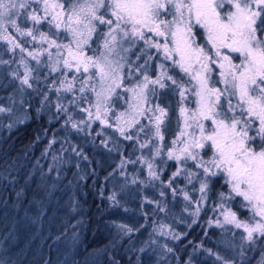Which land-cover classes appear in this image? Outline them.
Wrapping results in <instances>:
<instances>
[{
    "label": "snow or ice",
    "instance_id": "1",
    "mask_svg": "<svg viewBox=\"0 0 264 264\" xmlns=\"http://www.w3.org/2000/svg\"><path fill=\"white\" fill-rule=\"evenodd\" d=\"M0 41V128L42 115L59 124L41 153L46 166L27 152L0 153V192L11 187L23 213L9 236L22 229L36 239L56 193L74 183L79 190V173L64 184L65 165L79 164L60 155L87 161L73 143L79 136L119 157L105 177L112 206L150 188L160 197H144L153 216L168 218L179 195L192 223L214 214L205 223L220 230L217 246L230 255L205 249L213 264H252L256 253L264 264V0H0ZM80 208L74 193L62 222L73 244ZM116 227L128 237L140 230ZM151 227L150 237L181 239L168 224L153 219ZM160 249L157 264H167L174 249Z\"/></svg>",
    "mask_w": 264,
    "mask_h": 264
},
{
    "label": "trees",
    "instance_id": "2",
    "mask_svg": "<svg viewBox=\"0 0 264 264\" xmlns=\"http://www.w3.org/2000/svg\"><path fill=\"white\" fill-rule=\"evenodd\" d=\"M0 94L4 95L5 93ZM169 116L173 118L177 116L173 113L172 108H169ZM170 126L174 130V124ZM42 128H49L48 136L42 135ZM58 129L59 124L49 125L46 115L29 121L25 125H19L11 131H8L7 128H0V153L6 151L11 158L17 155L24 156L27 152V160L32 163L39 160L41 165H47L49 161L41 157L43 152L41 148H45L52 134ZM37 135H41L42 138L36 140ZM60 135L62 137L63 133ZM165 135V137H170L167 129ZM72 139L73 143L83 148L90 160V164L86 166L90 167L83 168L85 182L79 186L78 191L74 185L70 190L59 191L56 193L55 199L48 204L42 235L33 239L32 237L35 235L33 231L22 229L16 231L12 236L8 235L13 218L17 215H23V213H17L12 207L16 197L11 187L8 188L7 193L0 192V201L7 199V206L0 203V244H2L0 258L9 261V264H58L60 259L62 262L59 264H66L69 260L72 261V264H157L160 256L152 248V243H148L149 229H152L151 219H155L157 222H166V220H162L164 214L153 216L151 209L154 207L148 205L147 208L143 209L150 219L149 221L145 219V225H143L142 222L140 223L142 218H139L140 221L136 224L137 228L140 229L138 237L132 235L131 237L118 236L116 233L118 230L113 225L116 221L123 222L127 218L117 211L116 206L107 203L110 201L107 199L109 196L106 189L108 188V181L105 180V177L113 167L107 169L105 167L111 163L113 157L79 136H74ZM59 147L60 145L57 143L53 145L52 150L54 151ZM60 155L67 160L71 155L70 150ZM28 167H31V164H28ZM65 168L67 175L64 184L66 185L69 180L73 179L72 174L77 173V171L75 172L71 164L65 165ZM165 174L164 176H167ZM34 187L35 185L32 186V188ZM74 193L81 203L78 212L82 213L74 215L71 220V224H76L77 220L82 222V226L76 229L78 242L75 244L71 240V228L68 230L62 228V222L69 220L67 203ZM147 194V199H154L156 196V199H160L156 194ZM31 196L32 189H28L25 199H31ZM177 198H175V207H183L184 204H181ZM134 204L136 203L134 202ZM125 206L128 207V205ZM208 215L209 212L207 215L202 212L196 223H192L190 216L186 215L182 225L176 228L177 233L181 234V239L172 246L174 254L173 257L167 255V264H213L215 257L210 256L205 251L209 248L220 255H230V253L223 251L222 247L217 246L219 231L207 227L205 221L210 217ZM187 223L189 226H186ZM125 224L128 226V220ZM6 225L8 227H5ZM133 248H145V259L143 256L141 259H136L137 254L135 251L132 252ZM192 252L194 255H191ZM109 257L112 260L108 259ZM256 259H258V253L253 255L252 264H255ZM160 264H164V261L161 260ZM216 264L219 262L217 261Z\"/></svg>",
    "mask_w": 264,
    "mask_h": 264
},
{
    "label": "rangeland",
    "instance_id": "3",
    "mask_svg": "<svg viewBox=\"0 0 264 264\" xmlns=\"http://www.w3.org/2000/svg\"><path fill=\"white\" fill-rule=\"evenodd\" d=\"M3 44H4V42L3 41H0V46H3ZM4 59H8V56L5 55L4 56ZM13 67H14V65H13ZM213 76L215 78V73L213 74ZM6 94L7 93H5L4 95H6ZM169 99H170L171 104H172L171 108L173 109V113H175L176 115H178V111H174V109H176V98L175 97H169ZM189 99H191V98H189ZM189 107H192V105H189ZM94 128H95V125H94ZM169 138L170 137H165V142H167ZM98 148L107 153V151L105 149H103L101 147H98ZM41 149L44 150V148H41ZM127 151H130V149L129 150H126V153L125 154H127ZM71 155H73V163L79 164V167L78 168L77 167H74V170H75V172L77 171V173H79L80 176L82 177V179H80V181H79V186L80 185L82 186V184L85 182L84 181L85 180L84 179V173L82 172V170H83V168L90 167V166H86V165H89L90 164V160L89 159L87 161L80 160L79 158H75L74 157V154H71ZM111 156L113 157L112 159H115V160H112L111 159V163L107 167H105L106 169L109 168V167H111V166L114 167L115 164L118 163V160H119L118 155L111 154ZM114 157H116V158H114ZM169 163H171V162H169ZM99 165H100V163H99ZM45 166H46V164H45ZM129 171H131V165L129 166ZM166 171H167V173L165 174ZM165 172H164V174L165 175H168L169 174V169H165ZM164 177L165 176L163 175L162 176V179ZM73 185H74V187H77L75 183ZM107 186H108V188H106L107 189V195H110L113 186L109 182H107ZM182 186L183 185L181 184V187ZM133 187H135V186H133ZM147 193H151L152 195H155V194L158 195V192L157 191H155L153 189H150V188H145L139 195H137L135 192H133L131 195H128L127 193H125L124 194V199L121 200L120 206H116L117 207V211H119V213H121L123 216H125V218H127L128 222H129L128 226L131 227V228H137V225L136 224H137V222L140 221L139 220L140 217L142 218V220L140 221V223L142 222L141 224H143V225H145V219L148 220V221L150 219V217H149L148 214L145 215L146 212H145V209H143L145 207L147 208V206H148V204L144 200V197H146V194ZM147 195H149V194H147ZM177 197H178L177 198L178 201L181 204H184L185 203L183 201V198L181 196H180L181 198L179 197V195H177ZM156 198H157V196L154 199H156ZM134 202L136 204H134ZM107 203L109 205H111V202L110 203L107 202ZM174 203H175V201H174ZM125 205H128V207L125 206ZM153 207H155L154 204H153ZM182 208L183 207H179V206H176L175 207L174 206V208L172 210V213H171V215L168 218H165V216L162 217V220H166V222H163V223L170 225L171 228L175 232H177V229L176 228H178V227H180L182 225V223L184 222V219H185L186 215H188L187 213H184L182 211ZM139 214H141L142 216H140ZM213 215L214 214L209 211V215L208 216L211 217ZM127 220H125L123 222H117L116 221L113 226L115 228H117L116 225H119V224L126 225L125 223L127 222ZM151 221H152V219H151ZM186 226H189V223H187ZM208 228H210V227H208ZM215 230L220 231L219 229H215ZM143 232H145V231H143ZM150 232H152V229L151 228L149 229V233ZM116 233H118V231H116ZM119 235L120 234H118V236ZM138 235H139V232H134L132 234V236H134V237H138ZM148 238H149V242L148 243H150V241H155V243H152V248L155 249V252H157L159 256H160V253H161V249H160V245L161 244H167L169 247H172L174 245V243L177 242V240H173V239H171L168 236H158L155 233L151 237L149 236ZM148 248H150V246H148ZM141 249H143V248H133L132 249V252L135 251V253L137 254L136 259H138V258L141 259L142 256L145 259V250L146 249L144 248V251H141ZM173 254L174 253H171V254L168 253L167 255H170L171 257H173ZM191 255H194L193 252L191 253ZM108 259H111V258L109 257ZM61 262H62V260L60 259L59 260V263H61Z\"/></svg>",
    "mask_w": 264,
    "mask_h": 264
}]
</instances>
